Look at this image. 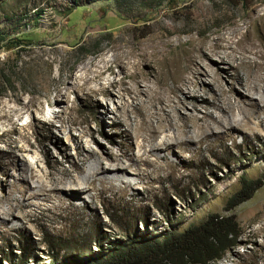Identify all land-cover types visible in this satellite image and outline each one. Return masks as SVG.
Instances as JSON below:
<instances>
[{
	"label": "rangeland",
	"instance_id": "1",
	"mask_svg": "<svg viewBox=\"0 0 264 264\" xmlns=\"http://www.w3.org/2000/svg\"><path fill=\"white\" fill-rule=\"evenodd\" d=\"M220 37L226 46L223 51L234 57L215 64L208 58L199 59V65L191 62L199 68L194 71L198 79L193 88L200 93L181 110L183 115L197 113L195 104L202 112L220 114L208 103L214 96L211 85L202 81L210 68L218 71L232 101L239 96L230 93V86L244 91L238 75L246 76L245 59L256 60L252 43L264 41V0H0V264L18 261L16 249L21 246L33 256L27 264H49L53 256L56 261L80 257L83 250L60 249L77 240L85 246L101 243L108 251L127 240L163 238L172 229L182 232L213 215H231L239 233L238 244L214 264H264L262 127L231 131L232 136L213 135L214 146L200 143L201 152L172 151L176 171L167 170L162 161L165 169L153 176L152 187L139 183L126 192H85L68 198L61 207H54V200L40 199L41 208L16 211L15 217L7 213L10 206L4 198L16 178L29 173L25 167L15 176L7 172L14 161L6 156L7 148L33 146L19 154L47 187L48 171L58 174L70 169L68 154L78 160L76 143L81 150L99 151L90 132L107 149L120 152L128 122L134 136L138 122L134 94L125 93L128 112L116 111L122 88L134 83L133 73L147 74L139 77L142 89L159 87L166 99L176 100L172 74L188 64L195 45L206 40L207 47L213 48ZM160 69V81L153 82ZM102 71V77L94 79ZM110 83L115 101L95 91ZM126 112L131 121H126ZM236 112L237 118H244ZM56 136L63 143H55ZM140 140L133 141L135 154L142 152ZM64 145L67 153H61ZM244 179H259L263 186L228 210ZM29 182L33 188L36 179ZM32 193L31 189L26 197Z\"/></svg>",
	"mask_w": 264,
	"mask_h": 264
},
{
	"label": "bare ground",
	"instance_id": "2",
	"mask_svg": "<svg viewBox=\"0 0 264 264\" xmlns=\"http://www.w3.org/2000/svg\"><path fill=\"white\" fill-rule=\"evenodd\" d=\"M215 41L217 42L213 48L207 47L209 41L206 40L195 45L189 54L188 64L180 68L178 73L172 74L176 83V90H172V92L176 95V100L166 99L159 87L154 88L152 85H146V88L142 89L139 77L145 78L147 74L144 71L133 73L134 83L122 88L123 92L118 95L121 104L116 107V111H119V109L127 111L129 103L125 99V93L134 94L135 96L132 99L135 102L134 112L138 122L134 136L129 130L130 123L128 121H131V116L127 113L128 111L126 112L128 124L125 136L127 139L119 144L120 152L116 153L107 149L99 142L94 132H90L92 142L100 146L99 151H95L90 147L81 150L80 145L76 143L78 160L68 154V161L72 163L70 169H63L58 174L55 171H48L46 176L50 181V187H47L33 171L29 161L19 154L20 152L31 151L34 148L33 146H23L16 149L7 148L6 156L14 159L13 162H9L10 168L7 172L15 176L21 167H25L29 171L26 177H17V180L9 187V191L4 194V198L10 206L7 211L9 216L15 217L16 211L24 212L27 208H41V204L37 202L40 199L42 201L54 200L56 201L54 207H61L68 198L80 196L81 193L85 192H126L128 188L135 187L139 183L152 187L155 181L153 176L165 169L162 161L166 162L167 170H171L173 173L176 171L177 163L170 158L172 151L178 149L180 155L185 151L201 152V149H199L200 143H206L207 148L214 146L215 140L210 138L213 135L214 137H220L222 134L232 136L231 131L235 130L255 131L258 127L264 129V117L262 118V114L264 115V41L260 45L252 43V53L256 56V60L246 61L247 59H245L243 69L246 76L238 75V80L244 91L239 92L233 85L230 86V93L239 96L235 101L226 96L228 93L225 92L224 86L221 84L218 71L210 68L204 74L202 81L211 85L210 91L214 96L208 103L214 105L220 111V114L215 115L213 111L202 112L198 104L194 105V111L197 113L181 114V110L186 109L190 99H195L200 93V89L193 88L195 81L198 79L195 74L199 71V68H197V65H199L198 60L208 58L215 64L217 63L215 60L230 61L228 59L234 57L223 51L226 47L221 43V41H224L223 37L217 38ZM243 49L249 50L248 48ZM200 50L202 55L198 56L197 53L201 52ZM193 61L198 62L195 67L191 66ZM219 67L221 68V65ZM108 72L111 73L110 70ZM103 73L102 71L94 75V79H99ZM162 75L160 69L153 82L160 81ZM71 79H74V77L72 76ZM113 85V83H110L106 87L97 88L95 90L96 94L107 96L110 100L115 101V94L111 90ZM178 92H181V95ZM206 98L209 99L210 97L207 96ZM237 110L244 114L243 119L236 117ZM18 111L21 112L22 110L18 109ZM155 121L158 122L157 125ZM55 139V143H63L59 137L56 136ZM71 139L75 141L73 136H71ZM135 139H141L139 146L142 152L139 154L134 153L133 141ZM60 150L61 153H67V145H64ZM151 155H155L156 159L152 160ZM104 160L112 163L104 165ZM37 164H39V161H37ZM149 165H153L154 169L150 170ZM133 175L135 176L134 179H132ZM21 179H24V181ZM30 179H36L33 188H31L29 182ZM31 189L34 193L28 198L26 194ZM92 198L95 199V195H92ZM25 213L28 215L29 212ZM8 222H3V224H8Z\"/></svg>",
	"mask_w": 264,
	"mask_h": 264
},
{
	"label": "trees",
	"instance_id": "3",
	"mask_svg": "<svg viewBox=\"0 0 264 264\" xmlns=\"http://www.w3.org/2000/svg\"><path fill=\"white\" fill-rule=\"evenodd\" d=\"M262 186L259 179H244L228 210L253 197ZM238 239L237 225L231 215H213L204 223L191 226L182 232L172 229L163 238L142 237L127 240L108 251L101 243L85 246L78 244L77 240L61 246L60 249L66 252L83 250L80 257L56 261L53 256L54 259L49 264H214L222 259L224 252L238 244ZM45 243L50 245L49 242ZM94 247L100 248V252L95 251ZM16 250L19 251L20 259L15 262L11 260L13 264H27L33 257L26 255L22 246Z\"/></svg>",
	"mask_w": 264,
	"mask_h": 264
}]
</instances>
